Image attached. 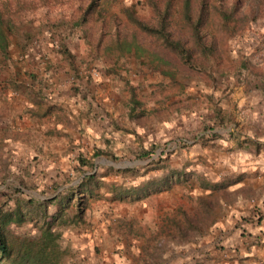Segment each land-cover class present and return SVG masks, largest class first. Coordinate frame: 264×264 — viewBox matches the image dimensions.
I'll return each instance as SVG.
<instances>
[{"label":"rangeland","instance_id":"374dc122","mask_svg":"<svg viewBox=\"0 0 264 264\" xmlns=\"http://www.w3.org/2000/svg\"><path fill=\"white\" fill-rule=\"evenodd\" d=\"M10 1L12 18L19 27L9 39V58L4 60L0 55V93L10 87L17 95L14 97L19 99V90L40 86L46 96H52V86L57 82L59 90L66 92L68 106L85 108L87 102L93 109L102 106L104 111L103 117L99 116L102 120L100 136L92 140L79 138L77 143L72 142L73 138L72 143L65 145L54 143L53 154L47 155L38 143L35 150H26V146L19 149V159L15 160L0 137V195L16 184L27 195L46 198L54 182H63L57 192L78 180L82 171L91 169L99 172L106 185L115 182L130 186L142 178L161 176L165 169L163 164H167L177 171L168 189L156 191L148 187L149 193H142L140 198L117 199L112 198L105 186L99 198H92L85 224L68 226L63 232V244L70 249L66 262L264 264V258L250 253L253 240L244 239L240 221H226L222 216L233 197L227 185L233 183L234 177L229 175L227 167V147L221 143L215 147L209 141L213 133L211 128L217 129L219 134L230 128L242 132L264 129V99L254 89L262 75V71L258 74L255 69L264 61L262 0L240 1L241 12H246L248 7L249 11L258 13L256 17L250 14L242 34L226 37L227 49L220 64L215 59L211 62L199 59L190 71L183 65L175 68L180 87L177 83L174 87L173 81L162 74L163 68L172 69L174 65L162 64L152 69L147 65V53L140 58L145 59L143 63L129 50L119 56L96 49L94 32L88 39L77 33L66 39L84 71L83 78L74 75L72 79L71 70L60 61L49 39V29L42 26L55 19L75 16L87 0H23L19 7ZM232 1L212 0L211 10L226 8ZM140 11L146 13L148 7L140 6ZM106 34L102 45L109 40ZM243 55L250 64L249 71L240 67ZM87 70L93 73L86 94L88 99L79 96V100H83L78 103L71 84L73 80L83 81ZM29 71L36 74L35 82L31 81L34 78L28 75ZM15 72L27 74L26 79L31 83L25 84L17 78L18 83H11L8 76ZM126 80L136 84L143 95L152 87L157 89L154 97L149 99L147 95L143 107H138L144 112L140 117L126 118L130 106L122 100ZM208 94H212L213 99ZM0 109H3L1 102ZM76 133L74 128L71 135L76 136ZM37 138L40 140L39 136ZM95 147L103 149L104 153L93 155ZM143 150L152 153L147 157L139 156ZM80 151L91 156L95 163L80 165L76 159ZM159 155L164 158L161 166L149 169L150 160ZM132 166L136 167V175L124 170ZM246 186L250 193L252 185ZM133 188L138 190L136 186ZM54 209L52 205L50 210ZM219 220L223 223L218 224ZM33 229L31 221L19 228L21 232Z\"/></svg>","mask_w":264,"mask_h":264},{"label":"trees","instance_id":"16d2710c","mask_svg":"<svg viewBox=\"0 0 264 264\" xmlns=\"http://www.w3.org/2000/svg\"><path fill=\"white\" fill-rule=\"evenodd\" d=\"M13 1L14 6L17 7L24 3L23 0ZM211 1L87 0L75 16L68 19L52 20L43 24L42 28L49 29V39L54 43V47L60 55V61L64 62L71 70L72 79L74 75L83 78L84 71L75 60L74 53L66 39L73 37L75 33L79 37L87 38L94 32L97 37L96 49L102 48L104 51L119 56L129 50L138 59L145 57L144 54L147 53L149 54V58L146 57L147 65L152 69H156L162 64L174 65L172 69L163 68L162 74L173 81L174 87L176 83L180 87L181 82L175 78V70L179 65H183L190 71L196 67V62L199 59L200 62H211L215 59L217 64H220L227 49L226 37L242 34L246 30L250 14L254 13L253 16L256 17L258 13L254 10L249 11L248 7L246 12H241L239 9L241 0H233L226 8L218 7L211 10ZM43 2L46 3V1ZM262 2L264 3V0ZM11 5L10 0H0V55L4 60L9 58L10 36L19 27L12 18ZM140 6L148 7V11L142 13ZM105 34L109 36L110 41L108 40L109 42L102 45ZM25 51L26 49H24ZM244 56L239 61L240 67L249 71L251 67ZM140 60L145 63V59ZM177 60L178 62H176ZM262 65H264V61L261 62L260 68L255 69L258 74L262 71L260 80L255 84L256 91L264 89V66ZM27 73L31 78H34L31 81L35 82L36 74L33 71ZM26 75L15 72L9 75L8 79L11 80V83L20 79L25 84H30L31 81L26 79ZM92 78L93 73L88 71L83 81L82 79L81 81L73 80L72 93L86 95ZM22 82H19V85ZM125 84L122 89V100L130 105L126 118L140 117L144 112L138 110V107H143L142 104L148 100L147 95H150L149 99L154 97L157 89L152 87L148 94L143 95L144 92H140L136 84H132L128 80L125 81ZM208 95L212 98V94ZM100 153H104L103 149L95 147L92 154ZM151 153V150H143L139 156L147 157ZM76 159L80 165L95 163L91 156L87 157L82 151L76 155ZM163 160L161 155L151 159V168L149 169H158ZM163 167L165 169H162L164 172L161 176L142 178L135 185L130 186H123L115 182L106 185L97 170L82 171L78 180L57 192V188L63 182H52L53 184L50 185L52 192L46 198L27 195L19 185L13 184L4 195H0V264H84L81 261L66 262L65 259L70 249L63 244L64 230L68 226L85 224L90 200L99 198L105 190V186L108 187L107 191L113 195L112 198L117 199H126L132 196L140 198L142 193L144 195L149 193L148 187H152L156 191L170 188L174 182L172 177L177 171L167 164H163ZM124 170L131 175L137 174L134 166ZM134 186L138 190H134ZM133 193H136V196ZM52 205H55L54 210H50ZM26 221H31L34 229L21 232L19 228Z\"/></svg>","mask_w":264,"mask_h":264},{"label":"crops","instance_id":"0c3cea01","mask_svg":"<svg viewBox=\"0 0 264 264\" xmlns=\"http://www.w3.org/2000/svg\"><path fill=\"white\" fill-rule=\"evenodd\" d=\"M58 86L57 82L53 84L52 96L47 94L46 97L40 86H35L32 90L29 88L19 90V99L14 97L17 95L12 88L2 89L0 93V102L3 107L2 110L0 109V137L10 149L13 159H19V149L23 150L24 146L26 150H35L37 144L40 143L41 148L49 155L56 150L54 143L56 145L77 143L78 140L80 141L79 138L92 140L102 133L100 126L102 120L99 116L103 117L104 108L98 106L93 109L87 102L85 108L70 107L67 105L66 92L63 91L64 89L59 90ZM38 93L43 96L41 97ZM257 94L264 99V89L258 90ZM74 95H77L78 103L83 100H79V96H84V100L88 99V95L78 93ZM250 126L254 128L253 125ZM74 128L77 132L76 136L71 135ZM79 129L83 131L79 132ZM210 131H213L209 139L210 143H213L215 147H218L220 143L223 147H227L228 150L225 152L228 160L227 167L230 170L229 175L234 177L233 183L227 185L233 192V197L228 201V210L222 216L226 221H240L241 231L245 233L243 234L244 239L253 240L254 245L251 246L250 253L253 252L263 259L264 129H260L259 132L251 130L242 132L238 128H230L226 130V133L221 134L216 133L218 130L215 128H211ZM73 138L75 139L72 141ZM246 185H252V191L255 190L253 194L252 191L249 193L250 188ZM220 223L223 221L219 220L218 224Z\"/></svg>","mask_w":264,"mask_h":264}]
</instances>
